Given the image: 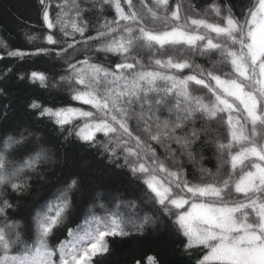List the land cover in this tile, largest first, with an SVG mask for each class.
Listing matches in <instances>:
<instances>
[{
	"label": "snow or ice",
	"instance_id": "6c2138e0",
	"mask_svg": "<svg viewBox=\"0 0 264 264\" xmlns=\"http://www.w3.org/2000/svg\"><path fill=\"white\" fill-rule=\"evenodd\" d=\"M38 4L44 42L53 47L6 49L7 56L54 52L62 74L51 87L88 108L33 100L30 116L54 124L63 143L94 150L133 190L140 181L145 207L138 213V201L119 197L97 203V192L77 209L84 193L81 176L72 174L29 220L10 221V193L20 197L32 179L46 181L55 154L30 124L0 128V264H96L111 240L150 230L173 238L185 264H264V0H248L239 14L216 0L203 10L182 0H56L54 16L53 0ZM93 11L104 18L94 35L87 19ZM93 50L118 57L114 68L94 62ZM19 79L49 86L42 72ZM206 147L216 169L189 173L185 158L195 163L199 149L203 159ZM147 264L163 262L150 255Z\"/></svg>",
	"mask_w": 264,
	"mask_h": 264
},
{
	"label": "trees",
	"instance_id": "16d2710c",
	"mask_svg": "<svg viewBox=\"0 0 264 264\" xmlns=\"http://www.w3.org/2000/svg\"><path fill=\"white\" fill-rule=\"evenodd\" d=\"M185 7L189 3L193 4L197 10H203L212 0H182ZM221 5L230 3L236 14L241 9L246 10L248 0H216ZM173 6L176 0H170ZM56 0H53L52 15H55ZM38 0H0V116H2L5 106L7 105L8 119L0 124V128L15 127L17 124H30L35 131L43 138L45 146L50 148L55 154L53 163L46 165L49 171L46 173L48 179L39 180L32 179L31 187L22 196L17 197L10 193V197L14 204L15 210H10L9 220H15L23 223L30 219L33 210L48 199L55 188L63 181V179L72 174L81 176V187L84 193V199L78 193L76 196L77 209L82 208L87 202L100 192L101 200L111 199L115 202V198L119 197L123 201H138L135 211L143 213L144 205L139 200L140 189L144 185L140 181L133 182L138 187L133 190L129 187V181L123 175H112L106 169L104 162L94 150H86L78 143L73 142L65 144L62 142L63 137L58 134V129L54 124L43 121L37 124L29 114L26 106L33 100L42 103L45 106H79L85 109L86 105H77L71 101L67 90L58 92L51 87L52 83L58 80L61 75V61L55 58V53L51 54H35L26 56L23 60L10 58L7 56V50H22L25 52H35L38 48L53 47L44 42V35L48 30L43 28L39 16ZM90 21V34L94 35V26L103 21V17H97L95 12L90 13L87 17ZM59 37V31L54 30ZM35 35L37 39L29 42L28 36ZM94 62H103L105 66H112L113 61H118V57L104 53H96L94 50L90 53ZM81 59L83 57H80ZM144 61L147 63V54L144 55ZM197 62H203L197 58ZM11 68L12 71L5 78L3 73L6 69ZM32 71L42 72L48 76V88H41L39 83L32 84L27 79L21 81L20 74L30 75ZM136 122L132 121V127L135 128ZM199 122H197V127ZM175 147V145L173 146ZM160 155H163V149L156 146ZM197 161L195 163L185 158V167L189 173L199 174L198 170L201 166L204 168L215 170L218 164L214 150L206 147L203 152V159L199 158V149H197ZM84 160H88L89 167L87 170L81 168ZM111 206V205H109ZM120 211L130 213L132 209L121 205ZM74 221L79 220V216L73 217ZM3 218H0V223ZM61 229H57V236L63 238ZM178 244L173 238L167 234L149 231L144 237H136L131 241L120 240L116 238L111 240V251L104 256L96 258V264H133V259H140L141 264L147 263V257L156 255L161 259L163 264H185V261L176 253ZM12 254H18L13 252Z\"/></svg>",
	"mask_w": 264,
	"mask_h": 264
},
{
	"label": "rangeland",
	"instance_id": "374dc122",
	"mask_svg": "<svg viewBox=\"0 0 264 264\" xmlns=\"http://www.w3.org/2000/svg\"><path fill=\"white\" fill-rule=\"evenodd\" d=\"M147 264V263H146Z\"/></svg>",
	"mask_w": 264,
	"mask_h": 264
}]
</instances>
